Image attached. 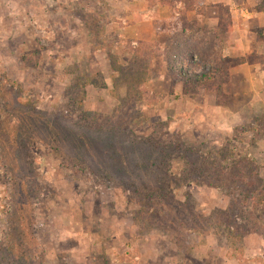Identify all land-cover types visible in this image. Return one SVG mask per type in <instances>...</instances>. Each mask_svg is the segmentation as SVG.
<instances>
[{
  "label": "rangeland",
  "instance_id": "374dc122",
  "mask_svg": "<svg viewBox=\"0 0 264 264\" xmlns=\"http://www.w3.org/2000/svg\"><path fill=\"white\" fill-rule=\"evenodd\" d=\"M0 264H264V0H0Z\"/></svg>",
  "mask_w": 264,
  "mask_h": 264
},
{
  "label": "trees",
  "instance_id": "16d2710c",
  "mask_svg": "<svg viewBox=\"0 0 264 264\" xmlns=\"http://www.w3.org/2000/svg\"><path fill=\"white\" fill-rule=\"evenodd\" d=\"M153 3V2H152ZM201 4H202V2H201ZM182 7V6H181ZM196 7V5H194V3L192 2L191 4H190V9H194ZM185 8H183V9H180V12L181 13H185ZM186 31V30H185ZM184 31V32H185ZM183 63H184V61H182ZM185 65H180V64H178V66H177V68H175L176 70H178V75L179 76H181L182 75V73L181 72H184V69H185V67H184ZM187 70V69H186ZM184 74V73H183ZM182 76H184V77H186V79H187V81L186 82H191V83H193L195 86H197V85H202V84H204L211 76H210V74L209 73H204V74H198V73H193V72H189L188 70H187V73L186 74H184V75H182Z\"/></svg>",
  "mask_w": 264,
  "mask_h": 264
}]
</instances>
